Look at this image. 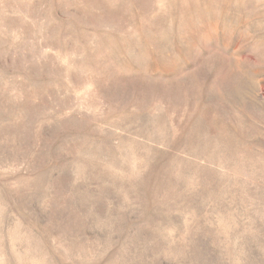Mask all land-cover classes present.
I'll list each match as a JSON object with an SVG mask.
<instances>
[{"label":"rangeland","instance_id":"1","mask_svg":"<svg viewBox=\"0 0 264 264\" xmlns=\"http://www.w3.org/2000/svg\"><path fill=\"white\" fill-rule=\"evenodd\" d=\"M0 264H264V0H0Z\"/></svg>","mask_w":264,"mask_h":264}]
</instances>
